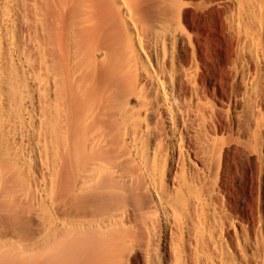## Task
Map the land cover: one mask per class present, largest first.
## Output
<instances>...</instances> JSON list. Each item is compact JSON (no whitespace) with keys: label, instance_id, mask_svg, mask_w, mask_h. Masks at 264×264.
<instances>
[{"label":"bare ground","instance_id":"1","mask_svg":"<svg viewBox=\"0 0 264 264\" xmlns=\"http://www.w3.org/2000/svg\"><path fill=\"white\" fill-rule=\"evenodd\" d=\"M0 264H264V0H0Z\"/></svg>","mask_w":264,"mask_h":264},{"label":"rangeland","instance_id":"2","mask_svg":"<svg viewBox=\"0 0 264 264\" xmlns=\"http://www.w3.org/2000/svg\"><path fill=\"white\" fill-rule=\"evenodd\" d=\"M218 105V103H216Z\"/></svg>","mask_w":264,"mask_h":264}]
</instances>
